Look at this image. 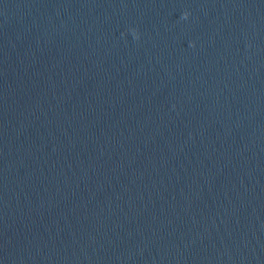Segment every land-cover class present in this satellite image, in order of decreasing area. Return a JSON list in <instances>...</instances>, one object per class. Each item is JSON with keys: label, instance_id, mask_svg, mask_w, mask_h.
<instances>
[{"label": "clouds", "instance_id": "1", "mask_svg": "<svg viewBox=\"0 0 264 264\" xmlns=\"http://www.w3.org/2000/svg\"><path fill=\"white\" fill-rule=\"evenodd\" d=\"M190 15L189 12L185 11L181 14V18L182 19H187L188 16ZM129 31L131 32V34L133 35V37L136 39V40H139L140 39V34L138 32V30L136 28H131L129 29Z\"/></svg>", "mask_w": 264, "mask_h": 264}]
</instances>
